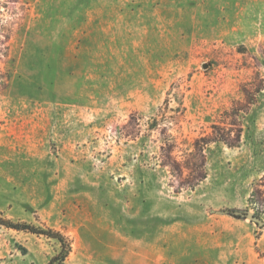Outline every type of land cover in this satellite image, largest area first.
Returning a JSON list of instances; mask_svg holds the SVG:
<instances>
[{
  "label": "rangeland",
  "instance_id": "obj_1",
  "mask_svg": "<svg viewBox=\"0 0 264 264\" xmlns=\"http://www.w3.org/2000/svg\"><path fill=\"white\" fill-rule=\"evenodd\" d=\"M248 212L264 0H0L1 218L65 264H264ZM59 250L0 223V264Z\"/></svg>",
  "mask_w": 264,
  "mask_h": 264
},
{
  "label": "trees",
  "instance_id": "obj_2",
  "mask_svg": "<svg viewBox=\"0 0 264 264\" xmlns=\"http://www.w3.org/2000/svg\"><path fill=\"white\" fill-rule=\"evenodd\" d=\"M230 213L236 217H240L239 214H236L233 210H231ZM0 223L14 229L30 231L32 233L57 239L60 243V250L49 260L48 264H65L66 258L71 251V242L61 231L52 228H41L27 222H15L1 217Z\"/></svg>",
  "mask_w": 264,
  "mask_h": 264
},
{
  "label": "water",
  "instance_id": "obj_3",
  "mask_svg": "<svg viewBox=\"0 0 264 264\" xmlns=\"http://www.w3.org/2000/svg\"><path fill=\"white\" fill-rule=\"evenodd\" d=\"M235 213H236V212H235ZM236 214H237V213H236ZM245 216H246L247 218H249V219H253V220H254L255 222H257L260 226H262V225L264 224L263 220H262L260 217L254 215V214L251 213V212H248L247 214H245Z\"/></svg>",
  "mask_w": 264,
  "mask_h": 264
}]
</instances>
